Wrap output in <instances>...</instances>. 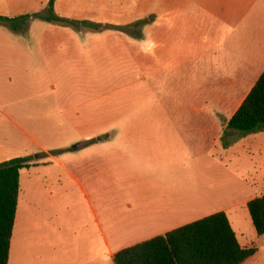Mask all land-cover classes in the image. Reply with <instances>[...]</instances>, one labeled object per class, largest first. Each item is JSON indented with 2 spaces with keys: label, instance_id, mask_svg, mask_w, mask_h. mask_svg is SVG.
Returning <instances> with one entry per match:
<instances>
[{
  "label": "crops",
  "instance_id": "crops-1",
  "mask_svg": "<svg viewBox=\"0 0 264 264\" xmlns=\"http://www.w3.org/2000/svg\"><path fill=\"white\" fill-rule=\"evenodd\" d=\"M68 1L54 0L56 16L114 26L140 21V40L131 35L130 39L136 47L140 45L142 68H158L168 81L185 84L193 76L196 81L199 70L204 69L202 75L209 87L205 91L208 93L204 92L207 97L202 98L210 102V109L176 112L206 117L201 124L116 123L93 130L110 135L103 140L84 137L78 141L76 159H70L77 160L79 175L75 176L66 167V158L61 161L49 154L70 145L48 146L37 141L39 128L46 130L48 117L52 116L47 109L39 112L37 103L48 98H39L31 86L16 94L7 92V86L22 85V76L26 75L23 70L31 68L33 55L29 56L32 52L23 47L19 32L1 24L0 164L27 156H33L35 164L20 172L8 264L11 257L13 264L20 260L22 264H114L113 256L122 249L219 212L227 215L240 246L250 248L264 235L257 238L255 233L253 241L244 240L236 219L234 226L228 215L230 209L215 207L207 171L215 163L222 168L231 162L240 163L237 149L242 148L245 138L237 139L236 132L229 133L227 137L233 138V143L226 149L221 138L228 121L264 71V0H130L133 9L128 16V0L118 1L116 7L108 3L99 11L90 7L88 15L83 10H68ZM22 15H8L0 10V17L13 19ZM247 22H259L261 29L254 42L249 41ZM48 34L73 35L86 43L98 36L86 28H49L42 38ZM108 34L126 36L114 31H107L104 36ZM47 43L44 39L37 41L39 51L46 49ZM59 63L64 66L65 61ZM42 66L52 65L42 60ZM232 74L236 78H231ZM240 78L251 86L230 111V85ZM194 96L196 99L197 94ZM40 113L45 120H39ZM219 113L227 118L215 121L213 118ZM38 153L43 157L38 158ZM54 166L79 188L87 215L83 214L76 225H50L44 218L50 214L58 220L60 217L51 205L52 187L59 182L53 174ZM24 212L29 216V237L21 239ZM49 228L62 237L43 236L42 231ZM66 232L69 240L64 238Z\"/></svg>",
  "mask_w": 264,
  "mask_h": 264
},
{
  "label": "rangeland",
  "instance_id": "rangeland-1",
  "mask_svg": "<svg viewBox=\"0 0 264 264\" xmlns=\"http://www.w3.org/2000/svg\"><path fill=\"white\" fill-rule=\"evenodd\" d=\"M49 1L0 0V10L8 15L17 16L21 12L22 16H34L46 13ZM118 1L120 0H69V6L66 8L71 12L83 10V13L88 15L90 7L99 11L108 3L116 7ZM12 4L17 5L12 6ZM131 4L130 2L126 6L125 16L130 15V9H133ZM135 23L121 25V27L130 25L132 27L131 37L140 40L141 22L140 25L134 27ZM247 23L250 25L249 41L254 42L261 29L259 22ZM16 26L23 47L32 52L28 55H33V58L31 68L23 70V72L26 71V75L22 76V85L7 86V92L16 94L21 89H28L31 86L39 98H48L46 102L39 100L37 103L39 112L46 109L52 112V116L48 117L49 125L46 130L39 128L37 141L48 146L64 144L67 148L70 145L66 150H53L49 154L61 161L66 158L64 163L75 176L79 175L77 160L71 161L70 159H76L77 148L72 151L70 148L77 146L78 141L84 137L91 140H103L108 139L110 135L93 130H103L116 123L139 126L201 124L203 119H207L204 116L196 118L186 113H176L193 109H210V102L202 98L206 96L205 93H208L205 91L209 87L202 75L204 69L199 70L200 74L196 81L193 76L191 82L185 84V82L168 81L158 68H142L140 45L137 44L136 47L135 43L131 42L128 30L127 32L111 29L92 30L98 36L89 38L86 43L74 38L73 35L51 36L48 34L42 38L49 28H57V31L75 29L46 23L39 19H20ZM6 28L11 30L7 25ZM107 31L126 36L114 34L104 36ZM42 39L48 42L47 48L39 51L37 41H42ZM243 43L244 38L242 37L241 44ZM73 55L77 58H72ZM42 60L52 66H42ZM61 61H65L64 66L59 65ZM233 77L236 78L235 74L231 75V78ZM250 86L251 83L243 82L241 78L231 83L230 111L244 98ZM194 94H197L196 99H194ZM41 115L40 113L39 120H45L46 118ZM225 118H227L226 115L219 113L213 119L222 121ZM208 119L212 120L210 117ZM231 132L236 131L229 133ZM236 134L239 135L238 132ZM242 138H245L242 148L237 149V152H240V163L224 164L223 168L215 163L213 168L207 171V182L208 189H212L215 207L230 209L228 215L232 221L236 219L240 235L249 242L257 236L246 204L251 199L264 194V133L250 134ZM226 139L233 143V138L227 137ZM237 139L241 138L238 136ZM38 154V158L43 157L42 154ZM85 173L88 174V170ZM53 174H55V180L59 182L52 187L51 191L54 196L51 205L55 208L54 211L60 212L58 214L60 217L58 220L57 216L50 214L44 218H47L46 222L50 225L55 223L76 225L83 214H86L83 210L85 205L79 188L56 166L53 167ZM80 179L86 183L81 177ZM28 199L27 196V202ZM21 223L20 238L29 237V216L26 212L21 216ZM42 234L50 238L60 239L62 237L61 233L51 228L44 229ZM64 238L69 240L70 234L66 232ZM250 247L256 248L257 252L243 264H264V237L253 241ZM11 264H13L12 257ZM18 264H22L21 260Z\"/></svg>",
  "mask_w": 264,
  "mask_h": 264
},
{
  "label": "trees",
  "instance_id": "trees-1",
  "mask_svg": "<svg viewBox=\"0 0 264 264\" xmlns=\"http://www.w3.org/2000/svg\"><path fill=\"white\" fill-rule=\"evenodd\" d=\"M29 18L75 30L83 28L93 31L111 29L127 32L128 30V34L131 35L132 28L130 25L121 27L60 18L53 11V0L49 1L46 13L34 16L24 15L14 19L0 17V25H7L12 31H17V21ZM138 25L140 22H136L134 27ZM230 131L238 132L240 138L250 134L264 133V71L228 121L221 138L224 149L231 146L226 139ZM34 165L33 156L15 158L0 164V264L9 263L20 172ZM246 208L256 235L263 236L264 194L248 201ZM256 252L257 249L254 247L240 246L227 215L219 212L163 236L122 249L113 256V263L243 264Z\"/></svg>",
  "mask_w": 264,
  "mask_h": 264
},
{
  "label": "water",
  "instance_id": "water-1",
  "mask_svg": "<svg viewBox=\"0 0 264 264\" xmlns=\"http://www.w3.org/2000/svg\"><path fill=\"white\" fill-rule=\"evenodd\" d=\"M76 148H77V146H73L71 149H72V150H76Z\"/></svg>",
  "mask_w": 264,
  "mask_h": 264
}]
</instances>
